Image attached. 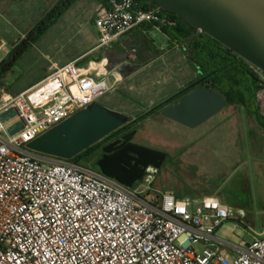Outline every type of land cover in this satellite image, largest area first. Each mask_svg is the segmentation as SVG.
Listing matches in <instances>:
<instances>
[{"label":"built area","instance_id":"built-area-1","mask_svg":"<svg viewBox=\"0 0 264 264\" xmlns=\"http://www.w3.org/2000/svg\"><path fill=\"white\" fill-rule=\"evenodd\" d=\"M93 21L95 51L138 27L172 25L158 7L146 9L138 0L100 4ZM107 68L105 60L75 61L16 95L1 92L0 264H264V233L243 249L220 239L217 230L234 210L215 197L154 194L155 167L129 189L98 170L27 149L110 90ZM258 102L264 110V90ZM10 109L18 115L4 123ZM17 121L24 128L11 135L8 124Z\"/></svg>","mask_w":264,"mask_h":264},{"label":"rangeland","instance_id":"rangeland-1","mask_svg":"<svg viewBox=\"0 0 264 264\" xmlns=\"http://www.w3.org/2000/svg\"><path fill=\"white\" fill-rule=\"evenodd\" d=\"M56 0H7L0 2V63L23 35L50 12ZM94 1L78 0L32 45L13 67L1 86L18 94L46 78L54 64L87 65L102 61L93 23ZM155 42L156 58L128 80L108 77L110 90L97 103L137 119L170 99L194 79V66L183 51L172 49L160 30L148 31ZM108 62V61H107ZM1 94V93H0ZM244 114L228 106L204 125L189 129L151 115L140 124L138 143L158 151L186 148L183 156L167 162L157 175L152 192L189 191L192 195L218 198L234 210L233 217L218 230L217 237L245 248L264 233V142L259 126L246 123ZM195 153V155L193 154ZM177 184V185H176ZM141 181L133 189H137ZM183 185V186H182ZM244 216H239V211Z\"/></svg>","mask_w":264,"mask_h":264},{"label":"water","instance_id":"water-1","mask_svg":"<svg viewBox=\"0 0 264 264\" xmlns=\"http://www.w3.org/2000/svg\"><path fill=\"white\" fill-rule=\"evenodd\" d=\"M147 1L162 12L181 17L190 28L213 38L229 54H235L264 73V0ZM133 67L140 68V65L136 63ZM227 107L228 101L219 92L200 86L162 109L161 117L196 129ZM17 115L15 109H10L1 119L8 123ZM131 121V117L95 102L29 142L26 147L42 156L72 160ZM23 128V121L7 127L11 135ZM136 134L137 130L132 131L105 146L104 155L97 161V167L104 176L129 189L142 180L146 168L152 166L161 170L167 159V154L162 151L134 143ZM46 157L43 159L49 160Z\"/></svg>","mask_w":264,"mask_h":264},{"label":"trees","instance_id":"trees-1","mask_svg":"<svg viewBox=\"0 0 264 264\" xmlns=\"http://www.w3.org/2000/svg\"><path fill=\"white\" fill-rule=\"evenodd\" d=\"M78 0H59L50 12L24 36L20 46L14 47L9 56L0 63V89L4 79L13 70L19 59L36 43L70 7ZM100 4H108L110 0H90ZM146 9L157 7L147 0H138ZM170 18L172 25L162 30L171 41H177L181 48L189 52L188 59L196 70L209 76L206 85L216 90L228 101V106H243L251 116L259 119L264 125V116L261 115L258 98L264 90V83L258 74L251 68L250 64L236 55L228 54L227 49L209 36L207 38H196L197 34L192 28L185 24L181 17L164 12ZM149 26V25H148ZM154 27L153 25L149 26ZM183 91L181 94H186ZM181 94L172 97L167 104H160L150 112L139 116L134 124H141L151 115H157L161 119V111L171 103L179 100ZM120 133V131H119ZM107 139V138H106ZM103 140L88 150L82 152L74 159L73 163L83 165L87 168L98 170L97 160L103 155ZM178 198H184L180 194Z\"/></svg>","mask_w":264,"mask_h":264},{"label":"crops","instance_id":"crops-1","mask_svg":"<svg viewBox=\"0 0 264 264\" xmlns=\"http://www.w3.org/2000/svg\"><path fill=\"white\" fill-rule=\"evenodd\" d=\"M5 1L7 0H0V2L2 3H5ZM100 5V3L98 2H95L94 3V12H93V20H94V15H95V12H96V9L97 7ZM94 23V21H93ZM150 26V25H149ZM148 25H144V26H141V27H138L136 28L135 30H133L130 34H128L127 36L123 37L125 38V43L122 44L123 46L125 45H143V48L145 50V60L142 61L139 65H140V68H135V69H132V70H126L125 67L129 66L132 68L133 67V64H126V63H123V62H120V57H117V56H109V55H105V56H102V60H105V62L108 63V73L109 75H113L115 76L118 81L120 80H128V79H131V78H134L135 76H137L139 73L142 72V70L148 66L151 62H153V60L156 58V55H157V48H156V44L155 42L148 36V31H151L152 29H156L154 27L150 28ZM162 32V31H160ZM163 33V32H162ZM165 34V33H163ZM166 35V34H165ZM25 36V34L23 35V37ZM166 37L168 38V41L170 42V46L172 49H178V50H181L183 51V49L181 48V46L177 43V41H171V39L166 35ZM0 38H6L5 35H2L1 32H0ZM96 44L98 42V33L96 31ZM121 38V39H123ZM120 39V40H121ZM120 40L115 42L114 44H112L111 46H115V45H118V43H120ZM97 45H95L91 50L90 52H97L95 51V48H96ZM109 48V47H108ZM135 47H133V50H134ZM100 52V51H99ZM183 54L184 56L186 57V59L189 61L188 59V55L186 53V51H183ZM113 58H115V60H113ZM135 56H133V60ZM55 66H59L58 64H54V67ZM53 67V69H54ZM52 73V72H51ZM50 73V74H51ZM49 74V75H50ZM48 75V76H49ZM47 76V77H48ZM199 76V72L198 70H196L194 68V79L190 82H193L197 77ZM46 77V78H47ZM44 78V79H46ZM44 79H42L41 81H39L38 83L42 82ZM36 83V84H38ZM35 84V85H36ZM188 85V84H187ZM187 85H184L183 88H185ZM34 86V85H33ZM32 87V86H31ZM30 87V88H31ZM29 89V88H28ZM181 91V90H180ZM3 92L2 90H0V93ZM6 92V91H5ZM16 95V94H14ZM171 99V98H170ZM170 99L167 98H163L161 99L160 101V104H164L166 103L167 101H169ZM159 104V105H160ZM259 104V102H258ZM234 108H236V111L244 114L245 118H247V121L246 123H248V126L250 124L254 125V126H259V129L260 131L262 130V133L264 132V125H262L259 121V119L255 116H251L247 109L243 106H232ZM259 108H260V112H261V115L264 116V110H262V106L261 104H259ZM133 120V119H132ZM263 142H264V135H263ZM195 155V153H193ZM177 185V184H176ZM183 186V185H182ZM169 191V190H168ZM167 192V191H166ZM169 192H173L176 194V196L178 194H180L182 197H190V198H193V199H200L202 197H212V196H206V195H192V193H189V191H183L182 193H176L174 192L173 190H170ZM216 198V197H215Z\"/></svg>","mask_w":264,"mask_h":264},{"label":"flooded vegetation","instance_id":"flooded-vegetation-1","mask_svg":"<svg viewBox=\"0 0 264 264\" xmlns=\"http://www.w3.org/2000/svg\"><path fill=\"white\" fill-rule=\"evenodd\" d=\"M59 2V0H56L55 4L52 6V8ZM49 13V12H48ZM47 13V14H48ZM46 14V15H47ZM45 15V16H46ZM44 16V17H45ZM195 31V30H194ZM197 34H194V36L196 38H207L206 36L208 35H205V34H201L199 33L198 31H195ZM211 38V37H210ZM125 43V38L121 39L120 40V43H118V45H115V46H110L109 48H105V49H102L100 51V56H105V55H109L111 57L113 56H117V57H120V62H123V63H126V64H140L142 61L145 60V50L143 48V45H125L123 46L122 44ZM133 47L134 50H133ZM187 53V51H186ZM189 53V52H188ZM229 54V53H228ZM188 55V54H187ZM231 55H235V54H231ZM133 56H135V60H133ZM240 58V57H239ZM113 60H115V58H113ZM248 63V62H247ZM251 68L258 74L260 80L264 83V73L261 72L260 70H258L257 68H255L254 66H252L250 64ZM126 70H132L134 69V67H130L127 66L125 67ZM199 72V71H198ZM210 76V75H209ZM209 76H206L204 75L203 73L201 74L199 72V76L193 81L191 82L190 84H188L185 88H183L180 92H178L176 95H174L173 97L181 94L183 91H187V93H189L190 91H192L193 89L197 88V87H200V86H203V85H206V82L208 81L209 79ZM197 85H195L196 83H198ZM195 85V86H194ZM209 87V86H208ZM186 94H181L180 97L186 95ZM180 99V98H179ZM170 102V101H169ZM136 119H133L131 121V123H129L128 125H125L124 127H122L120 130L114 132L113 134H111L106 140L105 144H104V147L107 146L108 144H111L117 140H120L124 135L132 132V131H135L137 130V134L134 136V139H133V142L136 143V144H139V145H143L142 143H138L136 138L140 132V124H134ZM171 122V121H170ZM174 123V122H173ZM176 124V123H175ZM120 131V133H119ZM145 146V145H143ZM103 147V148H104ZM185 147L182 148H176L175 150H164L162 152L166 153L167 154V159L166 161L164 162L163 166L167 163V162H173L176 158L178 157H182L183 156V153L185 151ZM104 155V153H103ZM102 155V156H103ZM102 158V157H101ZM100 159V158H99ZM98 161V160H97Z\"/></svg>","mask_w":264,"mask_h":264}]
</instances>
